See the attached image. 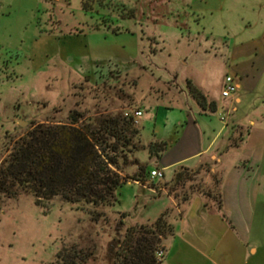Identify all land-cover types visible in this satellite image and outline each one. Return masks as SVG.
Returning a JSON list of instances; mask_svg holds the SVG:
<instances>
[{"label": "rangeland", "instance_id": "374dc122", "mask_svg": "<svg viewBox=\"0 0 264 264\" xmlns=\"http://www.w3.org/2000/svg\"><path fill=\"white\" fill-rule=\"evenodd\" d=\"M217 2L0 0V163L33 123H68L73 111L94 118L169 104L178 100L187 78L202 85L209 76L225 74L213 59L217 52L207 53L202 45L207 34L224 29L217 25L213 31L210 14L198 19L194 13ZM137 127L130 157L139 160L151 155L155 140L146 145ZM137 170L125 166L122 175L131 177ZM222 174V168L212 173L204 167L192 180L171 191L166 188L175 198L167 208L163 190L153 194L129 183L131 178L119 188L114 205L82 206L60 197L37 205L32 195L0 194V264H116L128 228L152 225L165 211L173 226L156 244L168 255L160 264H203L198 245L202 237L174 240L173 219L180 216L185 200L198 193L218 209ZM222 239L216 258L223 263L227 250ZM250 243L243 248L249 264H264V221L255 223ZM253 245L261 249L257 257L248 250ZM232 253L242 255L237 245L227 256Z\"/></svg>", "mask_w": 264, "mask_h": 264}, {"label": "crops", "instance_id": "0c3cea01", "mask_svg": "<svg viewBox=\"0 0 264 264\" xmlns=\"http://www.w3.org/2000/svg\"><path fill=\"white\" fill-rule=\"evenodd\" d=\"M194 13L198 19L202 14H210L213 31L217 25L224 29L207 34L202 45L207 53L217 52L213 59L221 64L225 74L209 76L202 85L191 79L209 101L216 102V111L201 109L183 86L178 100L139 108L143 112L138 124L145 136L144 143L167 142L160 157L148 152L144 158L139 156V160L150 170H162L164 177H152L148 171L144 180L129 183L140 184L153 194L163 190L169 198L167 208L175 203V198L167 193L166 187L158 185L159 181H171L182 166L196 170L210 167L212 173L222 168L223 212L232 224L214 206L209 207L203 193H198L182 204L180 216L173 219V239L201 236L203 241L198 245L204 255L203 264H249L251 258L243 248L251 245L255 223L264 221V0H218L197 7ZM173 73L179 77L177 71ZM228 74L235 77L238 89L223 97L221 92ZM239 133L244 137L241 146L229 147L231 139ZM221 237L227 250L223 263L216 258ZM236 245L242 255L227 256L230 247ZM248 250L256 257L261 253L254 245ZM167 256L166 253L163 261Z\"/></svg>", "mask_w": 264, "mask_h": 264}, {"label": "trees", "instance_id": "16d2710c", "mask_svg": "<svg viewBox=\"0 0 264 264\" xmlns=\"http://www.w3.org/2000/svg\"><path fill=\"white\" fill-rule=\"evenodd\" d=\"M83 7L89 8L88 1L83 2ZM186 89L201 109L216 111V102L209 101L191 79H187ZM125 111L94 118L73 111L68 123H33L0 163V194L9 197L32 195L37 205H44L56 197L82 206L116 204L118 190L127 178L144 180L146 173L152 171L148 165L130 157L136 148L134 139L139 129L134 117L125 115ZM243 139V133H239L231 139L229 147H240ZM166 148L167 142L159 140L149 146L151 155L157 157ZM129 165H136L138 170L133 176L126 177L122 175L123 169ZM199 170L182 166L175 171L171 181H159L158 185L171 191L192 180ZM217 207L222 217L232 224L223 212L221 190ZM126 215L128 213H123ZM167 216L165 211L152 225L128 228L116 252V264H160L163 259L157 258L156 244L159 236L173 226Z\"/></svg>", "mask_w": 264, "mask_h": 264}, {"label": "built area", "instance_id": "2783aa9c", "mask_svg": "<svg viewBox=\"0 0 264 264\" xmlns=\"http://www.w3.org/2000/svg\"><path fill=\"white\" fill-rule=\"evenodd\" d=\"M238 89V83L235 80V77L233 75H226L225 80H224V85L222 88V95L223 97H229L231 95H233ZM143 114V112L139 109H129L125 111V115H132L136 121V123H138V118ZM151 176L152 177H156L158 179H161L164 177V172L160 169H153L151 171ZM156 255L157 258L159 260H162L164 255H165V251L163 248H159L156 251Z\"/></svg>", "mask_w": 264, "mask_h": 264}, {"label": "water", "instance_id": "95a60500", "mask_svg": "<svg viewBox=\"0 0 264 264\" xmlns=\"http://www.w3.org/2000/svg\"><path fill=\"white\" fill-rule=\"evenodd\" d=\"M21 123H22V125H24V123H27V121L21 120Z\"/></svg>", "mask_w": 264, "mask_h": 264}]
</instances>
